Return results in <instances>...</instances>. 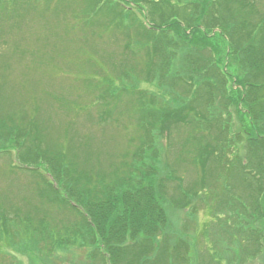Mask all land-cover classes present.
Segmentation results:
<instances>
[{
  "label": "trees",
  "instance_id": "16d2710c",
  "mask_svg": "<svg viewBox=\"0 0 264 264\" xmlns=\"http://www.w3.org/2000/svg\"><path fill=\"white\" fill-rule=\"evenodd\" d=\"M30 1L0 0V7L6 9L0 11V46L11 41L17 48L15 33L20 32L31 14L25 9L10 14V8L19 3L25 6ZM121 1L107 0L105 6L132 13ZM170 2L176 11L170 14L169 21L164 26H155L156 29H144L142 39L151 42L150 46L135 45L142 50L139 54L131 50L135 58L139 55L143 58L142 53H147L144 66L148 64L141 72L143 80L139 78L137 61L136 66H122L121 72H117L118 65L114 66L111 71L114 77L106 76L103 82L112 96L119 91L131 95L141 83L156 85L173 94L174 111L165 106L158 112L148 109L147 105L155 107L154 99L142 102L144 129L149 133L157 129L160 134L163 125L168 131L174 129L178 136L174 143L183 146L175 159L185 152L209 154L216 160L222 159L217 168L229 169L219 204L237 210L232 215L241 218L237 223L234 220L233 226L230 222L221 226L219 240H214L220 252L213 246L214 254L200 252L194 256L183 238V230L179 227L175 231L171 226L168 207L174 198L169 197L166 187L172 166L163 169L159 151L152 148V153L144 156L149 164L134 160V164H123L109 174H100L92 189L91 169L89 165L78 164V152H73L70 146L62 149L57 143L52 144L45 134L48 126L38 118L41 96L36 92L37 83L29 113L21 98L14 100V107L8 105L12 97L5 93L8 85L3 74H0V155L16 149L18 160L29 165L26 169L32 172V177L44 178L35 181L50 203H45L49 209L44 213L60 208L70 213L74 223L64 228L61 221L52 227L48 216L36 222L35 211L45 209L43 205L31 206L24 215L11 214L2 206L0 237H11L15 246L13 238L17 235L13 234L20 228L14 222L23 225L33 237L37 234L46 238H41L44 242L38 238L35 244H46L48 262L62 248L74 245L87 248L85 260L89 264H219L222 259L227 264H253L258 258L264 264V14L257 13L256 5L249 0ZM159 14L151 12L153 17ZM2 16L5 17L1 20ZM9 33H13L11 38L4 37ZM221 58H225L226 71L218 66ZM8 66L0 48V67L6 70ZM117 76L123 77L116 79ZM98 85L88 84L89 88L101 89L102 84ZM64 107L70 111L75 104L67 102ZM232 109L240 122L236 133L228 122H221L223 113L230 116ZM41 168L45 177L41 176ZM161 170H168L167 178L159 181ZM212 174L213 180L203 171L190 187L199 184L218 187L219 173ZM238 179L245 187L239 185ZM227 193L230 195L226 198ZM182 194L180 191L178 208L185 206ZM223 239L229 242V247L218 245Z\"/></svg>",
  "mask_w": 264,
  "mask_h": 264
},
{
  "label": "rangeland",
  "instance_id": "374dc122",
  "mask_svg": "<svg viewBox=\"0 0 264 264\" xmlns=\"http://www.w3.org/2000/svg\"><path fill=\"white\" fill-rule=\"evenodd\" d=\"M249 1L256 5L257 13L264 14V0ZM106 2L107 0H31L25 6L19 3L10 8V14H14L15 10L22 12L25 9L31 17L28 16L20 32L15 33L14 39L19 42L16 49L11 41L0 46L9 65L6 70L0 67V74L7 79L5 93L12 97L8 105L14 107V100L21 98L25 102L23 107L31 113V96L36 94L37 83L36 92L41 96L38 118L48 126L45 134H48L52 144L57 143L62 149L70 146L73 152H78V164L89 165L91 169L92 189L100 174H109L119 166L134 164L135 161L149 164L144 156L152 153V148H155L161 153L163 169L167 165L172 166L171 180L168 178L166 187L169 197L174 198L169 201L171 206L168 207L171 226L175 231L179 227L183 230V238L190 244L194 256L200 252L214 254L213 246L220 252L214 240H219L221 226L229 222L233 226L234 220L237 223L238 218H241L232 215L237 210L233 211L228 206L222 208L219 204L221 193L225 191L224 183L229 169L224 166L217 168L222 159L216 160L215 156L209 157V154L185 152L175 159L182 153L183 146L179 142L174 143L178 137L174 129L168 131L163 125L161 134L154 129V125V133L144 129L145 119L141 117V106H145L142 102L150 103L154 99L155 107L147 105L148 109L158 112L161 106H165L174 111L173 94L171 96L165 93L164 89L161 90L156 85L141 83L131 95L119 91L116 96H112L109 94V86L103 82L106 76L114 77L111 71L117 65V72H121L122 66H136L139 61L138 73L141 74L148 64L144 66L147 53H142L143 58L140 55L135 58L131 50L133 54H139L142 50L135 45L144 47L142 45L148 43L147 46H150L151 42L142 39L145 27L156 29L155 26H164L176 9L171 6L170 0H122L124 8L132 12L129 13L121 8L105 6ZM0 9L1 12L6 11L1 7ZM152 11L160 14L153 17ZM178 15L182 16V13L179 11ZM245 17L253 20L252 17ZM12 36L13 33H9V36L6 34L4 37ZM224 60L225 58H221L217 63L226 71ZM142 75L139 76L140 80H143ZM121 77L123 76H117L116 79ZM89 83L102 84V88H89ZM67 102L75 104L70 111L64 107ZM32 107L35 108V103H32ZM231 113L230 116L223 113L221 122H228L236 133L240 127L239 117L234 109ZM175 121L173 118V127ZM11 150V154L4 152L0 155V211L3 206L11 214L18 212L24 215L30 211L31 206L43 205L45 209L35 211L36 222L48 216V223L52 227L61 221V227L73 225L74 218L66 210L54 208L49 214L44 213L49 209L48 204H45L49 201L41 194V188L35 182H41L44 178H33L32 172L26 169L29 165L18 160L16 149ZM40 170L41 176L45 177L43 168ZM167 171L161 170L157 179L165 180ZM203 171L211 180L214 177L212 173H219L218 187L201 184L193 189L190 187L195 185L194 182ZM238 183L245 187L239 179ZM180 191L185 200L182 208H178ZM229 195L227 193L226 198ZM30 200L32 204L29 203ZM14 224L20 228L13 234L17 235L13 238L17 244L14 246L11 237H0V264L90 263L85 260L87 248L74 245L62 248L48 262L46 244H35L38 238H46L37 234L33 237L32 233L25 231L23 225L16 222ZM221 241L218 245L222 248L230 246L226 239ZM219 264H227V261L222 259ZM253 264H263V261L258 258Z\"/></svg>",
  "mask_w": 264,
  "mask_h": 264
}]
</instances>
